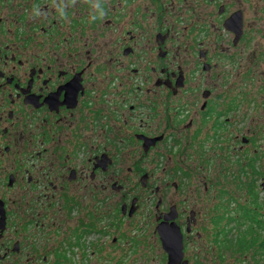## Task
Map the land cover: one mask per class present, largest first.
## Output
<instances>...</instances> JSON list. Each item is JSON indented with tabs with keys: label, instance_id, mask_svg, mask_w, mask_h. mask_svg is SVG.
<instances>
[{
	"label": "flooded vegetation",
	"instance_id": "1",
	"mask_svg": "<svg viewBox=\"0 0 264 264\" xmlns=\"http://www.w3.org/2000/svg\"><path fill=\"white\" fill-rule=\"evenodd\" d=\"M96 2L0 0V264H264V0Z\"/></svg>",
	"mask_w": 264,
	"mask_h": 264
},
{
	"label": "rangeland",
	"instance_id": "2",
	"mask_svg": "<svg viewBox=\"0 0 264 264\" xmlns=\"http://www.w3.org/2000/svg\"><path fill=\"white\" fill-rule=\"evenodd\" d=\"M261 3L263 5L264 2ZM247 21L250 24L248 27L250 32L247 35L248 60L246 63L249 62V66H251L250 61H252L255 51L260 55V59L256 65L255 79L250 77V81H248V88L250 90L249 102L247 103L249 107V122L255 121L261 124V121H264V15H261V13L256 14L255 10H252L247 15ZM262 132L263 137L257 138L258 144H255V146L258 152L264 154V129H262ZM261 162L263 166L264 157ZM157 248L153 250V262L151 264H160L161 250L160 247Z\"/></svg>",
	"mask_w": 264,
	"mask_h": 264
},
{
	"label": "water",
	"instance_id": "3",
	"mask_svg": "<svg viewBox=\"0 0 264 264\" xmlns=\"http://www.w3.org/2000/svg\"><path fill=\"white\" fill-rule=\"evenodd\" d=\"M241 29V25L239 27ZM241 31L238 32V37L241 35ZM158 233L160 235L161 242L163 246L167 249V251L170 254V263L169 264H179L181 258H182V251H183V238L182 234L177 231V229H173L174 233H171V231L164 230L163 226H159L157 228Z\"/></svg>",
	"mask_w": 264,
	"mask_h": 264
},
{
	"label": "clouds",
	"instance_id": "4",
	"mask_svg": "<svg viewBox=\"0 0 264 264\" xmlns=\"http://www.w3.org/2000/svg\"><path fill=\"white\" fill-rule=\"evenodd\" d=\"M94 6H95L97 9H99V13H98V15L102 17V16L104 15V11H103V9H102V7H101V3L99 2V0H97V2L94 4Z\"/></svg>",
	"mask_w": 264,
	"mask_h": 264
},
{
	"label": "trees",
	"instance_id": "5",
	"mask_svg": "<svg viewBox=\"0 0 264 264\" xmlns=\"http://www.w3.org/2000/svg\"><path fill=\"white\" fill-rule=\"evenodd\" d=\"M263 177H264V175H263ZM247 188H252V187L249 185V186H247Z\"/></svg>",
	"mask_w": 264,
	"mask_h": 264
}]
</instances>
